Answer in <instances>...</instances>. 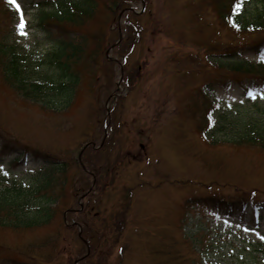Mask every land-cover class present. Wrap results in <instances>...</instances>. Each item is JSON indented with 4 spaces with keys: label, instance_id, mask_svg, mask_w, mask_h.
I'll return each mask as SVG.
<instances>
[{
    "label": "rangeland",
    "instance_id": "rangeland-1",
    "mask_svg": "<svg viewBox=\"0 0 264 264\" xmlns=\"http://www.w3.org/2000/svg\"><path fill=\"white\" fill-rule=\"evenodd\" d=\"M43 1L16 0L26 31L36 32L37 40L45 38L38 22L41 8L49 9ZM98 1L94 19L84 26L66 25L72 35H104L105 58L96 65L93 90H82L81 83L74 103L54 112L21 98L0 79V136L10 153L0 157V169L28 178L45 163L42 153L77 157L85 143L101 140L107 126L108 148L92 160L104 167L100 180L110 181L91 197L97 216L87 222V230L97 228L99 234L91 238L89 258L77 264H264V209L253 221L249 213L223 215L191 202L204 195L237 198L252 191L264 199V149L237 143L244 131L238 120L264 117V87L254 86L249 95L240 83L218 82L230 71L219 67L217 45L234 39L216 13L218 0H128L125 7L142 11L120 17L118 11L115 22L103 4L107 0ZM135 23L140 30L134 36L129 31ZM18 24L19 18L0 11L1 32L20 37ZM120 32L121 42L108 52ZM36 38L23 40L34 44ZM240 46V58L251 63L264 58ZM207 83L213 105L201 90ZM25 152L22 164L12 162L16 153ZM86 155L85 161L91 160ZM71 170L74 184L68 185L50 223L0 226V264H74L87 253L77 228L68 229L64 219L81 185L79 172ZM66 215L69 223L71 214ZM27 249L29 255L23 253Z\"/></svg>",
    "mask_w": 264,
    "mask_h": 264
},
{
    "label": "trees",
    "instance_id": "trees-1",
    "mask_svg": "<svg viewBox=\"0 0 264 264\" xmlns=\"http://www.w3.org/2000/svg\"><path fill=\"white\" fill-rule=\"evenodd\" d=\"M45 3L49 6L50 12L39 19L42 36L45 38L35 41V46L31 47L24 41L25 37H16L9 31L4 33L0 31V79L12 87L21 98L39 103L42 108L63 112L74 103L77 87L81 83L82 90H93L98 75L96 65L100 57L104 56L103 51L106 47L103 44V33L72 35L73 30L66 25H86L88 23L86 21L95 18L99 1L45 0ZM103 4L112 14L114 19H109L112 22L116 21L117 12L129 5L128 0L111 2L107 0L103 1ZM215 8L224 25L234 36V39L228 40V44L223 45L221 42L217 45L222 56L219 59V67L224 66L230 71L228 78L220 75L218 82L240 83L247 92L252 86L264 85V64H250L239 57L243 52L238 49L240 45H246L251 52L264 51V0H218ZM0 11L11 18L16 14L7 0H0ZM131 26L133 28L129 33L135 36L140 27L136 23L135 26L133 24ZM55 28H59L63 33L56 34ZM31 35L37 37L36 39L40 37L36 32ZM44 42L51 43L49 48L40 47ZM239 73L249 74L242 78L238 76ZM204 96L205 100H210L208 93ZM238 122L244 131L237 143L264 149V117H252ZM0 138L5 140L1 136ZM89 150L95 155L91 160H95L102 154L103 147L99 149L91 147ZM64 155L51 154L48 151L46 154L42 153L40 157L45 163L37 166L28 178H18L9 172L0 171L1 227L34 228L50 223L59 203L64 202L68 185L74 184L75 175H69L72 168L79 172L80 181L77 177V182L84 187V191L89 188L91 174L83 169L77 157L69 158ZM21 156L17 154L15 159L19 160ZM83 162L86 165L85 159ZM95 165L92 167L94 174L97 177L101 176V167ZM105 181L106 179L101 183ZM78 189L79 187H76L77 197L82 192ZM252 192L237 198L221 194L204 195L191 199V202L219 212L245 216L248 213L256 214L257 209H264V199L255 198ZM91 196V193H88L87 199L89 200ZM75 205L77 201L74 205H68L67 209ZM88 208L89 204L86 203L82 210L69 212L71 219L82 223L85 230L91 225L90 220L89 224L87 223ZM72 227L76 226L67 225L68 229ZM30 245L32 248L36 247L35 243ZM53 247L55 248V245ZM24 252L29 255L30 251L27 249Z\"/></svg>",
    "mask_w": 264,
    "mask_h": 264
},
{
    "label": "snow or ice",
    "instance_id": "snow-or-ice-1",
    "mask_svg": "<svg viewBox=\"0 0 264 264\" xmlns=\"http://www.w3.org/2000/svg\"><path fill=\"white\" fill-rule=\"evenodd\" d=\"M10 2L13 3L18 10L20 9V5L16 3V0H10ZM26 27H27L26 19L23 15V12L20 11L19 24L17 25V28L20 31V33L25 36H27L28 34L26 31Z\"/></svg>",
    "mask_w": 264,
    "mask_h": 264
}]
</instances>
